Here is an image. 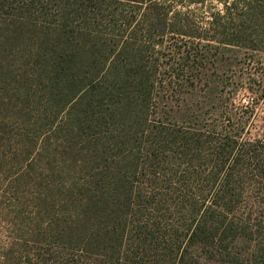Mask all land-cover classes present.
<instances>
[{"label": "rangeland", "instance_id": "374dc122", "mask_svg": "<svg viewBox=\"0 0 264 264\" xmlns=\"http://www.w3.org/2000/svg\"><path fill=\"white\" fill-rule=\"evenodd\" d=\"M156 1L168 21L186 19L184 31L196 35L168 27L144 40L155 50L206 46L208 59L173 57L155 73L149 116L110 120L113 111L87 117L84 104L56 117L44 111L49 88L35 64L52 52L41 34L55 10L50 0H0V264H172L182 249V264H264V51L221 43L214 21L232 0ZM122 2L110 6L117 20L104 16L95 25L108 35L114 29L119 42L129 39V3ZM260 21L255 37L264 49ZM178 74L197 75L199 88L167 89V77ZM95 123L102 131L87 129ZM150 129L167 131L155 148ZM186 131L195 139H184ZM226 152L237 175L225 197L212 173L220 168L215 156ZM214 200L230 211L207 213ZM227 224L233 229L222 232ZM195 227L188 245L183 238Z\"/></svg>", "mask_w": 264, "mask_h": 264}, {"label": "trees", "instance_id": "16d2710c", "mask_svg": "<svg viewBox=\"0 0 264 264\" xmlns=\"http://www.w3.org/2000/svg\"><path fill=\"white\" fill-rule=\"evenodd\" d=\"M122 1L129 3V39L119 42V39L114 36V29H108L111 32L108 35L95 25L97 21L100 19L104 21L103 18L108 16H115L117 20L118 15L113 9L111 10L110 6L115 2L123 3ZM177 1L181 4L204 3V0ZM246 2L247 6L241 9L244 0H232L229 7L225 8L227 14L218 20L222 21L225 18L229 21L230 26L220 25L222 22L215 20V29L223 37L221 43L225 48L235 47L264 51L256 43L255 37L259 21L264 18V0H246ZM50 3V10H55L54 22L42 32L41 37L43 41H47V46L52 47V52L46 62H36L35 65H39L37 68L41 70L36 72L37 75L43 76L49 88L46 93L49 104L46 105L44 111L54 113L55 117L68 107H73L74 104L75 107L86 105L84 114L87 117L94 116L95 119L100 111H113L107 114L110 120L125 119L128 116L129 119H132L138 113L145 117L148 114V112L145 114V110H152L150 109L151 98L155 92L154 89H157V84L154 82L155 73L159 67L170 65L173 57L184 62H198L199 65H201V61L208 59L210 51L206 46L198 44L191 46L169 45L155 50L156 46L154 47L150 40H144L145 35L151 37L152 31L157 29L161 34L168 33V27L170 30L175 29L171 31L178 35H190L193 38L196 35L193 32L184 31L186 19L175 16L169 22L166 18L167 9L163 10L162 5L156 0H50ZM115 19H110L107 26L114 27L117 22ZM23 20L21 23L17 22L18 27L12 28L15 30L13 36L16 35L17 30H24L22 25L27 22V18ZM226 29H229L227 34L225 33ZM151 58H157V60H150ZM149 65H151L152 75L147 74ZM4 76L5 74L0 73V86L3 85ZM200 81L201 78L197 75L178 74L167 77V81L165 80L164 83H166L167 89L174 86L179 87L183 92L187 88L196 90L199 88ZM137 96L140 100H137ZM105 103L108 104L105 105ZM103 107L105 108L103 109ZM112 107L113 109H110ZM95 124L96 126L91 125L87 129L93 130V132L102 131L101 123ZM81 132L84 130L81 129ZM145 133L146 137L151 140L150 148H155L166 139L167 131L153 132L150 129L149 131L145 130ZM85 136L89 137V135ZM80 138L82 139V135ZM183 138L192 140L195 139V136L191 131H186ZM84 141V144L90 145L87 140ZM226 153H219L215 156L220 168L212 173L214 181L217 180L220 183L218 185L220 194L225 197L231 194L229 191L237 175L230 165L234 156L231 152ZM153 155L157 157L158 148ZM212 206L225 215L231 209L228 202L218 203L214 200L213 204L207 206V213L212 209ZM94 207L96 206L94 205ZM209 213L211 217H214L215 212L209 211ZM197 226L198 229H201L200 222ZM196 227L183 238L188 245H192L197 236L198 229L196 230ZM232 229L233 225L227 224L222 232ZM58 236L59 239H62L64 234L61 233ZM180 247L181 244H178L172 249L175 251ZM184 259L185 253L182 249L172 264H182L185 262Z\"/></svg>", "mask_w": 264, "mask_h": 264}]
</instances>
